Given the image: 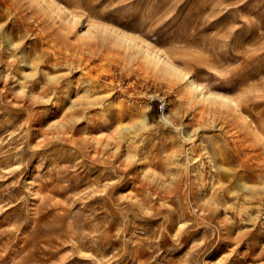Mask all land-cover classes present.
<instances>
[{
  "label": "rangeland",
  "instance_id": "1",
  "mask_svg": "<svg viewBox=\"0 0 264 264\" xmlns=\"http://www.w3.org/2000/svg\"><path fill=\"white\" fill-rule=\"evenodd\" d=\"M0 264H264V0H0Z\"/></svg>",
  "mask_w": 264,
  "mask_h": 264
},
{
  "label": "bare ground",
  "instance_id": "2",
  "mask_svg": "<svg viewBox=\"0 0 264 264\" xmlns=\"http://www.w3.org/2000/svg\"><path fill=\"white\" fill-rule=\"evenodd\" d=\"M8 4V3H7Z\"/></svg>",
  "mask_w": 264,
  "mask_h": 264
}]
</instances>
